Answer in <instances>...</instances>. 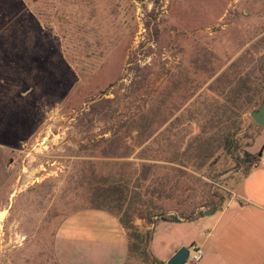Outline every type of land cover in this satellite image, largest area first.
Instances as JSON below:
<instances>
[{
	"label": "rangeland",
	"instance_id": "1",
	"mask_svg": "<svg viewBox=\"0 0 264 264\" xmlns=\"http://www.w3.org/2000/svg\"><path fill=\"white\" fill-rule=\"evenodd\" d=\"M238 60L250 92L264 91V0H0V264H58L56 229L90 209L85 163L110 170L96 142L122 122L147 127L128 139L129 161L182 171L193 204L222 205L244 153L264 157V129L249 115L257 96L234 125L236 152L189 159L227 132L230 103L218 94L228 83L215 81ZM96 102L103 111L85 115ZM160 217L132 215L125 264H155Z\"/></svg>",
	"mask_w": 264,
	"mask_h": 264
},
{
	"label": "crops",
	"instance_id": "2",
	"mask_svg": "<svg viewBox=\"0 0 264 264\" xmlns=\"http://www.w3.org/2000/svg\"><path fill=\"white\" fill-rule=\"evenodd\" d=\"M258 163L211 215L156 222L149 243L155 264L192 244L203 251L197 264H264L263 155ZM53 253L58 264H124L128 237L115 216L85 209L60 223Z\"/></svg>",
	"mask_w": 264,
	"mask_h": 264
},
{
	"label": "trees",
	"instance_id": "3",
	"mask_svg": "<svg viewBox=\"0 0 264 264\" xmlns=\"http://www.w3.org/2000/svg\"><path fill=\"white\" fill-rule=\"evenodd\" d=\"M241 64L239 60L231 63L215 81L219 83L224 80L228 83L220 88L222 91L218 94V97L222 95L221 98L230 103L228 107H225L226 111L224 112L227 121H229V124L227 122L228 125L224 126L227 128V132L222 133L221 138L217 137L198 142L197 151L190 156L189 160L191 158L198 159L202 165L220 147L229 155L237 151L234 131L236 120L239 121L255 101L256 96L258 99L255 103L261 105L264 101V91L250 92L246 80L241 78ZM227 86L230 88L227 92H224L223 90ZM103 102H108V100H103ZM98 104L97 102L93 103L90 110L85 112V115L103 111L104 108L97 106ZM150 121L152 123L154 120L151 118ZM133 124V122H122L117 130L111 133L110 137L100 138L96 142L99 150L97 158L104 166L112 162L110 170L94 171L93 164L90 160H87L85 164L88 167L83 172V181L89 189L90 209L101 210L114 215L127 233L128 255L126 261L131 252V240L136 237L133 233L135 228L130 221L133 214L139 219L152 224L154 216H162L164 219L172 220L174 217L166 214L175 211L181 218H194L195 211L199 206L211 208L218 203L215 200L216 198L211 196L201 204H193L189 197L185 195L187 184L182 179L184 177L182 171L156 163L142 162L146 158L141 155L138 158L140 162L129 161L132 146L128 139L131 138L133 132L138 135L139 130H143V127L144 130L147 128L143 124L139 130H132ZM132 140L133 138L130 139L131 142ZM134 140L139 145L146 143V140H141V135L135 137ZM145 149V147L142 148L141 153ZM258 160L257 155L244 153L241 160L245 165L243 177L250 173L251 164ZM198 215H202V212H199ZM149 236L150 232H147V237L149 238ZM154 262L158 263L155 259Z\"/></svg>",
	"mask_w": 264,
	"mask_h": 264
},
{
	"label": "water",
	"instance_id": "4",
	"mask_svg": "<svg viewBox=\"0 0 264 264\" xmlns=\"http://www.w3.org/2000/svg\"><path fill=\"white\" fill-rule=\"evenodd\" d=\"M250 117L253 120V122L264 129V101L259 106V108L255 111L250 112ZM262 152L258 153V157L261 158ZM218 206H214L210 209H204L202 214L204 216L211 215ZM163 217H160V220H163ZM174 222H180V219L178 217L173 218ZM189 255L188 247H181L179 248L167 261L166 264H186V260Z\"/></svg>",
	"mask_w": 264,
	"mask_h": 264
},
{
	"label": "built area",
	"instance_id": "5",
	"mask_svg": "<svg viewBox=\"0 0 264 264\" xmlns=\"http://www.w3.org/2000/svg\"><path fill=\"white\" fill-rule=\"evenodd\" d=\"M259 166L258 162H254L253 164H251V170L255 169ZM264 166V164H263ZM189 250V255L188 258L186 260V264H197L203 257V251L200 247H198L195 244H192L188 247Z\"/></svg>",
	"mask_w": 264,
	"mask_h": 264
}]
</instances>
